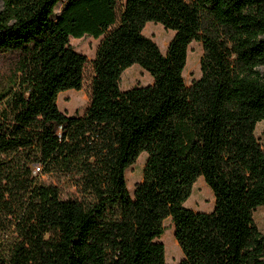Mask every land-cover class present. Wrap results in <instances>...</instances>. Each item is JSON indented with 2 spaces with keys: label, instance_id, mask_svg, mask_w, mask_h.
Wrapping results in <instances>:
<instances>
[{
  "label": "trees",
  "instance_id": "trees-1",
  "mask_svg": "<svg viewBox=\"0 0 264 264\" xmlns=\"http://www.w3.org/2000/svg\"><path fill=\"white\" fill-rule=\"evenodd\" d=\"M0 0V264H264V0ZM148 23L174 36L162 53ZM101 41L81 116L87 59L70 39ZM200 78L185 84L188 48ZM138 66L152 79L121 91ZM147 155L131 196L125 172ZM202 178L214 209L184 207Z\"/></svg>",
  "mask_w": 264,
  "mask_h": 264
},
{
  "label": "rangeland",
  "instance_id": "rangeland-1",
  "mask_svg": "<svg viewBox=\"0 0 264 264\" xmlns=\"http://www.w3.org/2000/svg\"><path fill=\"white\" fill-rule=\"evenodd\" d=\"M66 0H62L55 9V16L63 7ZM122 0L119 6L123 3ZM143 35L152 39L159 47L162 53H165L168 44L172 40L174 33L164 30L160 25L148 23L143 31ZM101 38L94 40L92 38H82L80 40L70 39V45L74 51L83 55L87 59L84 70V83L79 91H67L61 93L57 98V106L60 112L68 116H81L89 107L91 98V79H92V62L95 58L96 50ZM202 54L201 45L192 43L188 48L187 63L183 73L186 85L193 80L200 78L199 62ZM259 72L264 74V67L259 68ZM152 84L151 77L141 70L138 66H132L127 69L121 76L120 89L127 91L134 87H146ZM255 136L261 147L264 148V121L258 123L255 127ZM147 155L142 154L134 165L125 172L126 186L133 195L135 184L141 182L143 169ZM184 207L198 213H210L214 209V196L206 186L204 180L199 178L192 187L190 198L184 204ZM254 224L258 231L264 235V207L258 208L253 213ZM164 234L160 238V243L164 246L166 264H179L183 259V254L174 238V231L171 221L168 219L164 222ZM177 246V247H176Z\"/></svg>",
  "mask_w": 264,
  "mask_h": 264
},
{
  "label": "crops",
  "instance_id": "crops-1",
  "mask_svg": "<svg viewBox=\"0 0 264 264\" xmlns=\"http://www.w3.org/2000/svg\"><path fill=\"white\" fill-rule=\"evenodd\" d=\"M185 70V69H184ZM184 73V72H183ZM184 78V77H183ZM195 80H197V79H195Z\"/></svg>",
  "mask_w": 264,
  "mask_h": 264
},
{
  "label": "bare ground",
  "instance_id": "bare-ground-1",
  "mask_svg": "<svg viewBox=\"0 0 264 264\" xmlns=\"http://www.w3.org/2000/svg\"><path fill=\"white\" fill-rule=\"evenodd\" d=\"M177 247V246H176Z\"/></svg>",
  "mask_w": 264,
  "mask_h": 264
}]
</instances>
